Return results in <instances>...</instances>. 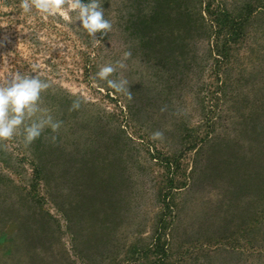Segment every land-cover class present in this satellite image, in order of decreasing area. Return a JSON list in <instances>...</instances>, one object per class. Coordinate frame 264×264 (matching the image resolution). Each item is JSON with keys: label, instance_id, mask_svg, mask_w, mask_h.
I'll use <instances>...</instances> for the list:
<instances>
[{"label": "rangeland", "instance_id": "374dc122", "mask_svg": "<svg viewBox=\"0 0 264 264\" xmlns=\"http://www.w3.org/2000/svg\"><path fill=\"white\" fill-rule=\"evenodd\" d=\"M21 2L0 0V83L49 82L61 126L0 141V264H264V0H99L95 39Z\"/></svg>", "mask_w": 264, "mask_h": 264}, {"label": "clouds", "instance_id": "9594fccd", "mask_svg": "<svg viewBox=\"0 0 264 264\" xmlns=\"http://www.w3.org/2000/svg\"><path fill=\"white\" fill-rule=\"evenodd\" d=\"M20 8L24 14L31 13L33 9L45 16L60 13L65 20L78 21V27L93 39L97 33L104 36L112 28L99 0H22ZM69 12L72 13L71 16ZM127 55L129 54L125 53L126 57ZM115 72L116 67L105 64L95 76L105 81L108 88L116 92H127L131 99L127 81L110 78ZM49 88V82L25 72H15L10 79L0 83V141L22 137L23 143L28 146L41 137L45 128H50L54 133L59 130L60 122L53 118L50 109L42 106V94ZM161 135L162 133L155 132L152 138L158 139Z\"/></svg>", "mask_w": 264, "mask_h": 264}, {"label": "trees", "instance_id": "16d2710c", "mask_svg": "<svg viewBox=\"0 0 264 264\" xmlns=\"http://www.w3.org/2000/svg\"><path fill=\"white\" fill-rule=\"evenodd\" d=\"M254 122H257V120H255ZM37 172H38V176L40 178V180L44 183V187H45V191L47 193V196L49 197V200H51V202L54 205H58L59 206V202H58V193H59V186L56 184H53L54 181L53 180L54 177H52L51 175L47 174V164H43L40 163L37 165L36 167ZM54 176H56V174H54ZM55 178H57V180H60L63 178V176H60V174H58ZM258 181V180H256ZM83 183H84V188L79 191L76 192L74 189L72 190L74 192V196L73 198L76 199V206H78V204H80V206H88V204L92 201L95 200L97 197V193H96V189L97 187H95V182L94 179H91L88 174L85 175V177L83 178ZM75 186V185H74ZM78 187V186H75ZM258 188V187H257ZM81 199H80V198ZM98 199V198H97ZM99 199H102V196L99 197ZM38 236L34 237L37 238ZM34 238H31V240L33 241ZM41 241L39 238L36 242Z\"/></svg>", "mask_w": 264, "mask_h": 264}]
</instances>
